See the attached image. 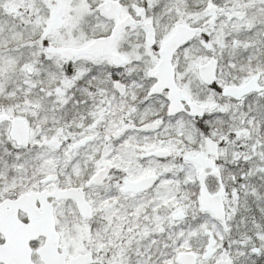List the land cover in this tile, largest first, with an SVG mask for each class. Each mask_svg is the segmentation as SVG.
<instances>
[{"label":"snow or ice","instance_id":"snow-or-ice-1","mask_svg":"<svg viewBox=\"0 0 264 264\" xmlns=\"http://www.w3.org/2000/svg\"><path fill=\"white\" fill-rule=\"evenodd\" d=\"M0 264H264V0H0Z\"/></svg>","mask_w":264,"mask_h":264}]
</instances>
